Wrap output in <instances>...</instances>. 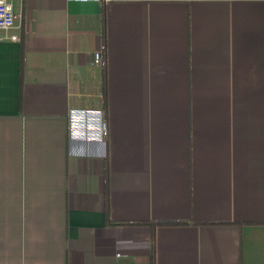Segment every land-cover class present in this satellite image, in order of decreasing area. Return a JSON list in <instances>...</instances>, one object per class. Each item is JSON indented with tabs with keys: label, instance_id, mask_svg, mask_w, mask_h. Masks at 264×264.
<instances>
[{
	"label": "crops",
	"instance_id": "obj_1",
	"mask_svg": "<svg viewBox=\"0 0 264 264\" xmlns=\"http://www.w3.org/2000/svg\"><path fill=\"white\" fill-rule=\"evenodd\" d=\"M13 5L0 264H264V0ZM70 108L104 110L105 156Z\"/></svg>",
	"mask_w": 264,
	"mask_h": 264
},
{
	"label": "built area",
	"instance_id": "obj_2",
	"mask_svg": "<svg viewBox=\"0 0 264 264\" xmlns=\"http://www.w3.org/2000/svg\"><path fill=\"white\" fill-rule=\"evenodd\" d=\"M16 13L13 0H0V31L9 32L5 38L18 40L17 33L10 32L17 28ZM93 63L103 65L104 58L101 50L93 54ZM68 139L69 143L84 145L97 144L102 146V151L97 155L106 154L107 126L103 109L70 108L68 111Z\"/></svg>",
	"mask_w": 264,
	"mask_h": 264
},
{
	"label": "trees",
	"instance_id": "obj_3",
	"mask_svg": "<svg viewBox=\"0 0 264 264\" xmlns=\"http://www.w3.org/2000/svg\"><path fill=\"white\" fill-rule=\"evenodd\" d=\"M103 18H104V13H103ZM106 190H107V183H105V193H106ZM109 224H116V225H120V224H129V223H109Z\"/></svg>",
	"mask_w": 264,
	"mask_h": 264
}]
</instances>
